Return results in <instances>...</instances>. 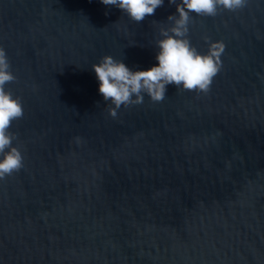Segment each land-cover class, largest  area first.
<instances>
[{"label": "water", "instance_id": "1", "mask_svg": "<svg viewBox=\"0 0 264 264\" xmlns=\"http://www.w3.org/2000/svg\"><path fill=\"white\" fill-rule=\"evenodd\" d=\"M179 2V0H177ZM175 3L130 20L100 0H0V48L23 107V166L0 178V264H264V0L192 13L207 91L121 106L97 91L103 56L156 63Z\"/></svg>", "mask_w": 264, "mask_h": 264}, {"label": "clouds", "instance_id": "2", "mask_svg": "<svg viewBox=\"0 0 264 264\" xmlns=\"http://www.w3.org/2000/svg\"><path fill=\"white\" fill-rule=\"evenodd\" d=\"M106 6L120 9L130 20L140 22L164 4V0H100ZM175 3L176 14L170 29L161 31L156 42L158 51L153 65L133 70L123 59L103 56L91 69L97 81V91L113 105L112 116L123 105L142 103L147 95L153 101L165 97L167 86L173 84L185 90L207 91L212 78L221 67L220 56L224 45L215 42L206 54H201L187 39L189 18L192 13L215 15L218 7L229 10L241 8L245 0H168ZM6 52L0 48V178L10 175L23 166V156L12 145L13 134L9 131L13 120L23 115L22 103L6 90L5 85L15 80Z\"/></svg>", "mask_w": 264, "mask_h": 264}]
</instances>
